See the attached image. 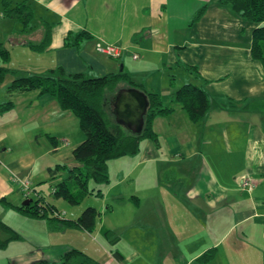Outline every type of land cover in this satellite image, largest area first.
<instances>
[{"label": "crops", "instance_id": "1", "mask_svg": "<svg viewBox=\"0 0 264 264\" xmlns=\"http://www.w3.org/2000/svg\"><path fill=\"white\" fill-rule=\"evenodd\" d=\"M5 1L33 14L9 16ZM262 24L218 0H0V67L9 69L0 85L17 67L102 76L123 65L134 86L120 88L158 93L173 108L153 121L159 143L144 139L139 153L108 161L109 181L88 195L101 198L96 225L67 228L82 232L73 247L99 264H264V63L252 51ZM98 45L126 53L114 58ZM186 84L208 96L200 119L172 99ZM28 93L0 95V104L13 103L0 106V221L21 236L0 250L22 239L19 223L42 218L20 208L16 176H30V198L54 214L80 215L67 218L40 186L63 198L53 187L81 165L73 155L85 138L79 118L53 95ZM58 165L66 168L52 173Z\"/></svg>", "mask_w": 264, "mask_h": 264}, {"label": "trees", "instance_id": "2", "mask_svg": "<svg viewBox=\"0 0 264 264\" xmlns=\"http://www.w3.org/2000/svg\"><path fill=\"white\" fill-rule=\"evenodd\" d=\"M220 4L229 5L243 18L256 22H264V0H218ZM5 13L21 20H28L33 14L32 9L26 8L23 3L10 8L5 1ZM49 36V35H48ZM49 37L43 42H48ZM69 41L70 38L67 37ZM73 40L72 43H76ZM254 57L264 63V24L254 31ZM2 55L7 57L6 50ZM8 68L0 67V83L4 81ZM121 83L134 86L130 76L124 69L117 73L102 76H91L87 73H66L63 67L51 68L43 74L17 76L8 86V93L38 91L40 95L50 94L56 97L64 109H70L80 121V128L85 138L74 148V159L80 166L69 169V176L57 183L54 195L63 197L71 204H79L90 193L95 192L89 181L93 179L97 184L109 181L108 161L126 155H135L141 149L144 139H152L159 143L157 133L153 130V121L157 116L169 113L172 107L164 105L161 95L147 92L150 107L145 116V126L140 134H133L119 124L113 113V96L120 89ZM174 101L183 103L193 119H200L209 110V100L206 92L194 84H186L175 91ZM11 101L0 104L3 110L11 108ZM63 165L50 168L52 173L65 169ZM98 191V190H97ZM32 199L28 205L20 208L30 215L46 218L50 228L63 229L82 227L89 231L96 225L99 211L95 206H87L77 219H63L60 214H54L50 204ZM27 200V199H26ZM52 212V213H51ZM1 228L7 234L0 238V247L5 248L11 240L20 239L18 232L0 221ZM208 252L204 258L212 257ZM35 264H99L94 258L78 248H71L63 252L59 261L41 259Z\"/></svg>", "mask_w": 264, "mask_h": 264}, {"label": "rangeland", "instance_id": "3", "mask_svg": "<svg viewBox=\"0 0 264 264\" xmlns=\"http://www.w3.org/2000/svg\"><path fill=\"white\" fill-rule=\"evenodd\" d=\"M16 23L18 24L16 28L19 29L20 24L18 22ZM4 64L5 63L0 58V66ZM16 70L17 72L14 76L28 75L27 68L17 67ZM178 80L181 81V79ZM10 84L11 83H9V85ZM179 84L181 83L179 82ZM7 89V86L1 84L0 95H10ZM12 95L34 94L28 92L20 94V92H15ZM112 174L113 172L111 173V176L113 177ZM89 185L92 188L96 186L97 183L93 179H90ZM40 186L43 188L48 201L56 203L62 212L65 210L68 211V214L66 215L67 218L77 217L87 206H99L101 204V198L94 195L88 196L81 204H71L64 198L55 200L52 194V186L49 183H43ZM32 198L36 199V197ZM35 219L36 220H33L34 222H30L32 219L29 221L26 218L25 221L19 223L21 226L18 227V231L22 234V239L18 241V244H15V246L10 247L8 250H0V264H35L41 259L59 261L62 253L68 249L74 248L73 244L83 237L80 236L82 232L79 230H68L67 228H63L54 231L50 228L46 218ZM72 230L75 232L73 233ZM21 252L25 254L17 256V254H20Z\"/></svg>", "mask_w": 264, "mask_h": 264}, {"label": "water", "instance_id": "4", "mask_svg": "<svg viewBox=\"0 0 264 264\" xmlns=\"http://www.w3.org/2000/svg\"><path fill=\"white\" fill-rule=\"evenodd\" d=\"M149 107L148 94L137 87L120 88L113 96V113L116 121L133 134L142 133ZM31 201L32 199H27L24 204L28 205Z\"/></svg>", "mask_w": 264, "mask_h": 264}, {"label": "built area", "instance_id": "5", "mask_svg": "<svg viewBox=\"0 0 264 264\" xmlns=\"http://www.w3.org/2000/svg\"><path fill=\"white\" fill-rule=\"evenodd\" d=\"M98 50L114 58H121L126 53V51H122L121 49H119L117 46H114V45H98ZM135 56L137 57V55ZM15 180L18 181V183L20 184L22 193L26 197V199L30 198V196L34 193V187L32 186L31 177L30 176H25V177L16 176ZM244 184H249L248 179H244ZM55 191L56 189L55 187H53V192Z\"/></svg>", "mask_w": 264, "mask_h": 264}]
</instances>
